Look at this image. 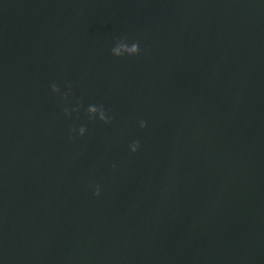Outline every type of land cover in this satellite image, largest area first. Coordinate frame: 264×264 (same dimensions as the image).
Returning a JSON list of instances; mask_svg holds the SVG:
<instances>
[{
  "label": "water",
  "instance_id": "1",
  "mask_svg": "<svg viewBox=\"0 0 264 264\" xmlns=\"http://www.w3.org/2000/svg\"><path fill=\"white\" fill-rule=\"evenodd\" d=\"M0 264H264V0H0Z\"/></svg>",
  "mask_w": 264,
  "mask_h": 264
},
{
  "label": "clouds",
  "instance_id": "2",
  "mask_svg": "<svg viewBox=\"0 0 264 264\" xmlns=\"http://www.w3.org/2000/svg\"><path fill=\"white\" fill-rule=\"evenodd\" d=\"M127 36L118 38L117 41L115 42V45L111 48V54L115 57H124V56H137L141 54V48H140V43L139 41L133 42L129 44L127 42ZM51 91L53 94H57L60 97V100L63 102L65 105L62 108V111L65 116L70 117L72 112H79L81 108H83V103L82 101H77V105L71 109H69L66 105L68 104V98L70 95H72V85L68 82L65 83V87L67 88V91L61 93V88L59 84L57 83H52L51 84ZM106 109L102 104H89L88 107L86 108L85 112L89 120L95 121L99 120L105 124H110L112 122V117L106 114ZM139 126L141 128H144L147 126L146 121L141 120L139 121ZM71 133L77 134L79 136H84L85 133L87 132V128L84 125H81L78 129L73 127L70 129ZM69 139H75V135H70ZM140 146V142L138 140L133 141L130 145V151L135 153ZM115 167V165H113ZM101 193V189L99 185L95 186V190L93 194L95 196H99Z\"/></svg>",
  "mask_w": 264,
  "mask_h": 264
}]
</instances>
